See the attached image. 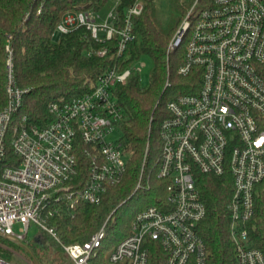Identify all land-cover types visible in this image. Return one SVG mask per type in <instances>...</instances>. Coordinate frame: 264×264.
Masks as SVG:
<instances>
[{"label": "built area", "instance_id": "obj_1", "mask_svg": "<svg viewBox=\"0 0 264 264\" xmlns=\"http://www.w3.org/2000/svg\"><path fill=\"white\" fill-rule=\"evenodd\" d=\"M109 1L106 14L93 8L65 11L53 35L84 26L99 42L116 38L117 54L122 55L137 37L133 17L142 14L145 1L130 0L124 15L118 10L123 0ZM182 1L183 15L169 50L184 51L179 74L188 76L200 68V86L170 99L160 125L156 176L167 182L166 198L136 213L128 235L107 259L111 264H148L150 243L156 242L166 253L165 264H207L198 232L206 205L196 178L228 171L233 192L227 208L237 264H264V254L252 246L247 228L256 186L264 180V0ZM7 52V103L0 110V234L22 241L33 221L42 230L38 238L51 235L70 264H95L111 215L88 240L69 244L47 219L79 202L101 203L109 188L124 178L130 153L120 135L111 137L124 117L116 88L140 69L135 64L114 66L89 82L83 94L51 101L50 120L41 126L21 113L27 90L17 84L10 46ZM79 154L87 163L82 181L76 180ZM145 166L146 159L135 191L150 189ZM0 264L15 263L0 257Z\"/></svg>", "mask_w": 264, "mask_h": 264}, {"label": "trees", "instance_id": "obj_2", "mask_svg": "<svg viewBox=\"0 0 264 264\" xmlns=\"http://www.w3.org/2000/svg\"><path fill=\"white\" fill-rule=\"evenodd\" d=\"M144 1L142 14L133 17L137 37L119 56L116 38L99 42L84 26L57 38L53 35L65 11L86 8L100 11L109 0H0V110L7 103V46L13 52L17 84L27 90L21 113L41 126L50 120L48 105L51 101L83 94L89 82L114 66L132 67L142 55L153 60L148 85H142L139 72L132 71L127 82L116 88L124 110V117L117 123L120 142L130 153L124 178L109 188L101 203L79 202L74 208L47 219L62 242L69 244L88 240L111 215L107 239L95 264H111L107 254L128 235L136 213L149 205H160L166 198L167 182L156 176L162 149L160 125L168 116L167 102L180 93L197 91L201 81L200 68H195L188 76L178 73L184 58L182 48L169 50L183 12L178 21L163 27L156 18L155 0ZM129 2L120 3L121 15ZM104 47H108L105 55H97ZM8 156V159L13 158L10 145ZM145 159L150 189L135 191ZM79 163L76 180L82 181L87 173L84 155L79 154ZM196 180L206 205V216L200 221L198 232L206 245L207 264H237L227 208L233 192L232 176L228 171L222 176L199 173ZM254 196V214L247 228L252 246L264 254V180L256 186ZM45 235L49 251L39 250L38 242L28 244L37 263L70 264L61 245L51 235ZM150 244L148 264H165L164 250L156 242ZM23 247L0 234V257L6 261L11 262L15 251Z\"/></svg>", "mask_w": 264, "mask_h": 264}, {"label": "rangeland", "instance_id": "obj_3", "mask_svg": "<svg viewBox=\"0 0 264 264\" xmlns=\"http://www.w3.org/2000/svg\"><path fill=\"white\" fill-rule=\"evenodd\" d=\"M112 2H109L102 10L101 13L106 14L107 11L110 10ZM182 0H155V14L157 21L163 27L170 25L178 21L179 16L182 12ZM59 34L55 35L57 38ZM184 46V44H183ZM136 67H138L140 74V81L142 85H148L150 80V73L153 67V60L147 56L142 55L136 62ZM120 135V132H116L111 137L115 138ZM15 228H18V225H15ZM42 233V230L39 225L35 222L30 223L29 231L23 242V248L16 250L14 253V257L12 259V263L17 262V264H35V257L31 252L28 244H36L38 242L39 250H47L49 251L50 246H48V239L46 237V233H43V237L38 239L39 234ZM21 245V244H20ZM40 246V247H39ZM35 259V260H34Z\"/></svg>", "mask_w": 264, "mask_h": 264}, {"label": "water", "instance_id": "obj_4", "mask_svg": "<svg viewBox=\"0 0 264 264\" xmlns=\"http://www.w3.org/2000/svg\"><path fill=\"white\" fill-rule=\"evenodd\" d=\"M16 243L21 244V245H24L23 242H21V241H16ZM35 264H38L37 261H35Z\"/></svg>", "mask_w": 264, "mask_h": 264}]
</instances>
